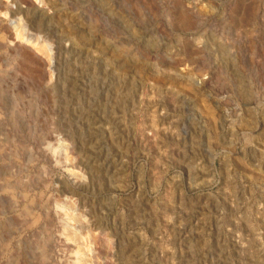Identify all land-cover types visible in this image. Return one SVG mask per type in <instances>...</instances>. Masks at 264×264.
<instances>
[{
	"label": "rangeland",
	"instance_id": "rangeland-1",
	"mask_svg": "<svg viewBox=\"0 0 264 264\" xmlns=\"http://www.w3.org/2000/svg\"><path fill=\"white\" fill-rule=\"evenodd\" d=\"M0 70V264H264V0H0Z\"/></svg>",
	"mask_w": 264,
	"mask_h": 264
},
{
	"label": "bare ground",
	"instance_id": "bare-ground-1",
	"mask_svg": "<svg viewBox=\"0 0 264 264\" xmlns=\"http://www.w3.org/2000/svg\"><path fill=\"white\" fill-rule=\"evenodd\" d=\"M179 20L183 25H186L188 22V20L184 16L183 17L180 16ZM11 25L16 38H22L23 36H25L27 40H31L32 42L36 41L38 43L37 45L39 52H41L45 56L52 55V48L50 44L47 43V41L44 38L28 32L26 26L20 23L19 19L15 18L13 21H11ZM33 59H34L33 56L29 54V52H25L24 61L26 63L31 62ZM1 71L2 70H0V72ZM11 190H13V188H11ZM10 193L13 194L14 192L12 191ZM57 207L60 211L59 214L61 216V230L59 232H61V234L65 236V239L67 241H72L76 243L75 246L76 249L74 250L75 264L87 263L85 258H86V254L89 252L90 249L88 248L89 236L86 235V231L88 232L89 227L81 223L82 221V219L80 218L81 216L79 217L78 214L77 215L73 214L74 213L73 211H75L74 210L75 207L72 204V202L71 203L70 202L68 203L66 201L61 202L60 205H58Z\"/></svg>",
	"mask_w": 264,
	"mask_h": 264
}]
</instances>
